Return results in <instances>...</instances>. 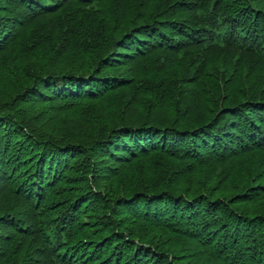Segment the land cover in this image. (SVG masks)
Segmentation results:
<instances>
[{"label": "trees", "instance_id": "trees-1", "mask_svg": "<svg viewBox=\"0 0 264 264\" xmlns=\"http://www.w3.org/2000/svg\"><path fill=\"white\" fill-rule=\"evenodd\" d=\"M0 264H264V0H0Z\"/></svg>", "mask_w": 264, "mask_h": 264}]
</instances>
